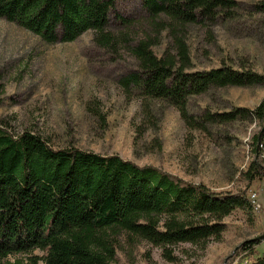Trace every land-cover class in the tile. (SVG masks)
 <instances>
[{
    "label": "trees",
    "instance_id": "trees-1",
    "mask_svg": "<svg viewBox=\"0 0 264 264\" xmlns=\"http://www.w3.org/2000/svg\"><path fill=\"white\" fill-rule=\"evenodd\" d=\"M117 1L0 0V18L47 43L73 42L94 31L96 42L108 46L113 15L124 27L136 24L117 13ZM142 7L151 21L164 18L171 25L178 55L160 56L153 38L140 40L131 49L139 69L122 79L128 89L144 103L159 100L174 106L192 129L207 131L209 125L238 120L264 127V98L255 108L235 106L201 115L189 111L190 98L211 90L264 86V73L245 65L223 62L207 70L190 69L180 31L190 24H216L220 17L232 19L235 0H142ZM256 10L264 12V2ZM2 92L0 78V103ZM263 137L261 131L253 136L248 185L264 177V160L258 158ZM253 208L246 190L217 192L119 154L56 149L40 135L27 131L16 136L0 125V260L40 250L43 255L30 256L29 264H117L123 237L129 244L141 239L161 246L173 259V247L219 240L228 216ZM263 239L245 241L243 250L251 253ZM255 264H264V257Z\"/></svg>",
    "mask_w": 264,
    "mask_h": 264
},
{
    "label": "rangeland",
    "instance_id": "rangeland-1",
    "mask_svg": "<svg viewBox=\"0 0 264 264\" xmlns=\"http://www.w3.org/2000/svg\"><path fill=\"white\" fill-rule=\"evenodd\" d=\"M235 1L232 19L220 17L216 24H190L180 31L191 70L226 62L264 73V12L256 10L264 0ZM116 9L136 24L124 27L113 15L108 46L96 42L94 31L73 42L47 43L0 18V125L16 136L27 131L40 135L56 149L119 154L217 192L246 190L249 200L255 195L253 211L238 209L228 216L219 240L180 244L172 248L170 259L161 246L141 239L129 244L123 237L117 264H255L264 257V239L248 255L241 250L245 241L264 236V183L260 188L248 185L245 173L255 158L253 136L263 126L238 120L209 125L207 131L192 129L174 106L159 100L144 103L122 82L139 69L131 49L153 38L157 54L178 55L174 32L164 18L151 21L142 0H118ZM263 98L264 86L226 87L194 96L188 106L201 115L235 106L255 108ZM32 255L43 252L9 256L0 264H29Z\"/></svg>",
    "mask_w": 264,
    "mask_h": 264
},
{
    "label": "built area",
    "instance_id": "built-area-1",
    "mask_svg": "<svg viewBox=\"0 0 264 264\" xmlns=\"http://www.w3.org/2000/svg\"><path fill=\"white\" fill-rule=\"evenodd\" d=\"M258 149H259V152H260V154H259V156H258V158L260 159V160H264V137H263V139L262 140H260L259 141V143H258ZM252 197L253 198H251V202H256L254 199H255V195L253 194L252 195ZM243 253H244V255H248V251L247 250H241ZM239 264V263H238ZM240 264H246V262H241Z\"/></svg>",
    "mask_w": 264,
    "mask_h": 264
},
{
    "label": "crops",
    "instance_id": "crops-1",
    "mask_svg": "<svg viewBox=\"0 0 264 264\" xmlns=\"http://www.w3.org/2000/svg\"><path fill=\"white\" fill-rule=\"evenodd\" d=\"M252 183L254 186H257L260 188L262 186V184L264 183V177L260 178V179H256Z\"/></svg>",
    "mask_w": 264,
    "mask_h": 264
},
{
    "label": "water",
    "instance_id": "water-1",
    "mask_svg": "<svg viewBox=\"0 0 264 264\" xmlns=\"http://www.w3.org/2000/svg\"><path fill=\"white\" fill-rule=\"evenodd\" d=\"M264 132V127L262 128V130H261V134Z\"/></svg>",
    "mask_w": 264,
    "mask_h": 264
}]
</instances>
